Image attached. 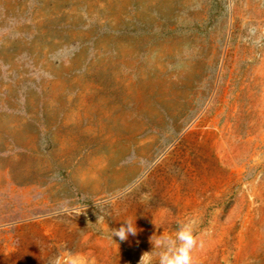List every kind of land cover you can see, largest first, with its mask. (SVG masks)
<instances>
[{
    "label": "rangeland",
    "instance_id": "obj_1",
    "mask_svg": "<svg viewBox=\"0 0 264 264\" xmlns=\"http://www.w3.org/2000/svg\"><path fill=\"white\" fill-rule=\"evenodd\" d=\"M190 217L194 264H264V0H0V264Z\"/></svg>",
    "mask_w": 264,
    "mask_h": 264
},
{
    "label": "clouds",
    "instance_id": "obj_2",
    "mask_svg": "<svg viewBox=\"0 0 264 264\" xmlns=\"http://www.w3.org/2000/svg\"><path fill=\"white\" fill-rule=\"evenodd\" d=\"M143 200H150V196L145 194ZM97 220L103 222L104 217H97ZM176 223L177 228L174 233L162 231L150 237L151 250L141 254L138 264H194V250L204 247V242L197 232L199 220L190 217L178 220ZM153 224L157 228L162 226V222L159 224L153 222ZM106 230L110 232L111 240L113 237H118L121 242L126 241L129 235L135 237L138 231L135 219L131 218L124 219L118 228L109 227ZM53 264H88V260L80 254L68 252L63 259H56Z\"/></svg>",
    "mask_w": 264,
    "mask_h": 264
}]
</instances>
